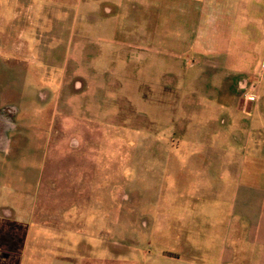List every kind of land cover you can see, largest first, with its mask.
Listing matches in <instances>:
<instances>
[{"label":"rangeland","instance_id":"obj_1","mask_svg":"<svg viewBox=\"0 0 264 264\" xmlns=\"http://www.w3.org/2000/svg\"><path fill=\"white\" fill-rule=\"evenodd\" d=\"M140 2L0 0V264L165 251L173 196L216 199L214 172L264 153V130L218 104L215 70L170 47L165 1Z\"/></svg>","mask_w":264,"mask_h":264},{"label":"crops","instance_id":"obj_2","mask_svg":"<svg viewBox=\"0 0 264 264\" xmlns=\"http://www.w3.org/2000/svg\"><path fill=\"white\" fill-rule=\"evenodd\" d=\"M143 1L147 3L140 2L141 10L152 9L153 0ZM162 1L172 11L166 10V15L174 16L170 47L184 52L186 64L215 70L220 82L218 104L226 105L225 99L231 98L236 111L251 118L249 135L255 127L264 130V65L257 66L259 56L264 62V0ZM146 43L150 45V40ZM251 78L258 80L257 99L248 103L243 95L246 81ZM191 96L196 94L191 92ZM189 97L184 100V109L191 106L188 112L195 102ZM208 119L212 122L216 118L210 115ZM6 132L7 128V138ZM248 140L247 135L246 146ZM262 154L254 142L243 156V162L251 161L252 166L214 172L212 192L216 199L196 201L186 200L185 196L180 206V197L173 196L165 213L167 249L118 252L119 264H264ZM194 159L206 162L204 157ZM223 192L227 193L224 200ZM36 257L41 264L47 254L37 252ZM60 261L52 258L50 264H61Z\"/></svg>","mask_w":264,"mask_h":264},{"label":"built area","instance_id":"obj_3","mask_svg":"<svg viewBox=\"0 0 264 264\" xmlns=\"http://www.w3.org/2000/svg\"><path fill=\"white\" fill-rule=\"evenodd\" d=\"M263 66V65H262ZM257 78H251L246 81L243 98L246 102L251 103L257 99Z\"/></svg>","mask_w":264,"mask_h":264},{"label":"flooded vegetation","instance_id":"obj_4","mask_svg":"<svg viewBox=\"0 0 264 264\" xmlns=\"http://www.w3.org/2000/svg\"><path fill=\"white\" fill-rule=\"evenodd\" d=\"M4 108H6V105L4 106ZM15 111H13L14 113ZM9 114H12V111L8 112ZM0 124H2L3 126L6 125V117L5 116H1L0 117ZM7 127V126H6ZM10 127L8 126L7 129H9ZM12 128V127H11ZM6 137V136H5ZM10 145V141H8V143H6L5 145H3L2 143V137L0 135V151L2 150H6V147L8 148V146Z\"/></svg>","mask_w":264,"mask_h":264},{"label":"water","instance_id":"obj_5","mask_svg":"<svg viewBox=\"0 0 264 264\" xmlns=\"http://www.w3.org/2000/svg\"><path fill=\"white\" fill-rule=\"evenodd\" d=\"M8 127V125L6 124V125H2V124H0V135H1V137H2V143H3V145H5L6 144V137H5V131H6V128Z\"/></svg>","mask_w":264,"mask_h":264}]
</instances>
